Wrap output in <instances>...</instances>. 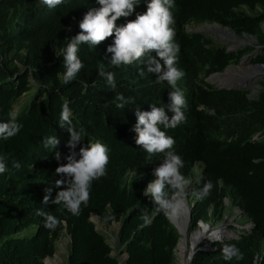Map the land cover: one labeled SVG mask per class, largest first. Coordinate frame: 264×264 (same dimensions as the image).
I'll return each mask as SVG.
<instances>
[{
  "label": "trees",
  "instance_id": "1",
  "mask_svg": "<svg viewBox=\"0 0 264 264\" xmlns=\"http://www.w3.org/2000/svg\"><path fill=\"white\" fill-rule=\"evenodd\" d=\"M176 40L180 44L178 67L185 76L178 82L188 102L186 122L167 129L174 137L175 151L184 160L181 171L191 176L194 166H203L201 182L211 181V195L194 200L190 209V227L199 220H211L225 209L224 197L234 194L232 204L240 205L255 227L238 238H225L214 250H199L189 264H254V256L264 247V80L259 81L256 95L247 90L218 88L205 81L253 51L245 47L229 51L201 33L189 32L190 24L217 23L237 36L254 37L260 51L254 63H264V0H175ZM96 6L95 0H68L49 10L40 0H0V119L16 113L23 124L20 133L7 142L0 141V155L19 159L17 171L7 161L9 172L0 176V264H43L55 252V242L65 228L69 236L67 264H119V255L127 254L125 264H174V248L179 233L155 204L142 195L153 179L151 173L159 157L146 159L147 153L135 144V111L150 110L151 103H168L172 89L165 83H154L155 76L139 74L138 65L112 67L105 60V48L111 37L90 50L82 46L79 55L84 62L77 78L64 85L58 73L63 71V57L55 50L74 36L84 13ZM145 5L136 9L145 11ZM127 19H135V15ZM124 18L117 21L123 23ZM55 44V47H53ZM24 65L19 72L13 63ZM103 64L116 74V88L98 77ZM141 68L146 66L141 64ZM17 111L14 107L30 92ZM123 93L134 103L117 109L114 97ZM43 98V99H42ZM67 99L73 113V124L86 130L87 140H100L109 149L108 174L93 182L88 205L79 216H72L51 203L55 188V152L61 161L68 153L69 133L59 126L61 104ZM172 113H169L171 116ZM56 134L60 143L49 152L42 146L43 136ZM257 137V139L254 138ZM79 147V146H78ZM78 150V149H77ZM53 192L47 204L42 203L44 189ZM58 216L65 223L55 230L43 226L36 209ZM97 215L108 224L119 223L117 254L90 220ZM151 223L142 226V215ZM236 244L244 257L224 261L222 244ZM264 251V250H263ZM259 264H264V253Z\"/></svg>",
  "mask_w": 264,
  "mask_h": 264
},
{
  "label": "clouds",
  "instance_id": "2",
  "mask_svg": "<svg viewBox=\"0 0 264 264\" xmlns=\"http://www.w3.org/2000/svg\"><path fill=\"white\" fill-rule=\"evenodd\" d=\"M67 3L68 0H40V4L49 10ZM141 3L145 5L146 10L138 12L136 9ZM95 5L90 7L79 20V31L74 36L65 38L66 43L55 50L58 57H63V71L58 73L59 79L64 85L70 84L84 68V62L79 55L82 46L87 45L90 50H95L97 45L111 37V42L105 48V60L110 66L119 68L122 65H138L141 76L145 73L154 75L155 84L166 83L172 89L168 93V103L159 105L151 103L150 110H140L137 107L136 123L131 130L135 133V144L147 153L146 159L151 161L153 156H157L160 161L153 169L151 173L153 179L143 189L142 195L153 201L157 214L163 215L174 225L180 238V231L174 221L182 210L187 211V206L190 218L192 202L208 198L214 185L211 181L201 182L203 166L200 163L194 166L193 170H196V173L194 172L191 176H186L181 171L185 166L184 160L175 151L174 137L166 131L175 129L186 122L185 112L188 109L184 90L178 85V82L185 76V72L178 67L180 44L176 40V21L173 11L176 2L175 0H95ZM259 11H264V9H259ZM133 15L135 19H127ZM121 18H124V22L117 24ZM261 27L264 28V23ZM141 64L146 67L141 68ZM97 71V76L103 78L108 86L112 89L116 88V74L113 71L106 70L103 64L98 67ZM218 74V72L213 73V75ZM113 102L117 109L124 110L126 106L134 103V100L123 93H117ZM169 113L172 115L169 116ZM72 117L69 101L65 99L61 104L57 123L61 128H66L69 133V139L66 142L68 153L63 157L65 162H60L61 153L58 150L55 152L58 166L54 173L60 178L55 179L54 186L58 191L51 199V203L72 216H79L82 206L88 205L93 182L108 174L110 149L98 139L87 140L84 144L86 130L83 126H75ZM22 127L23 124L19 121L18 115L9 112L8 119H0V141L7 142L17 136ZM254 138L257 139L255 136ZM59 143L57 135L54 134L43 136L41 144L45 150L51 152L57 148ZM9 160L11 168L17 171L22 168L19 159H12L10 155H0V176L9 172L7 164ZM199 165L200 171L197 169ZM52 192V187L44 189L42 203L49 202ZM185 194L186 196L191 194L194 199L185 202ZM230 200L229 196L223 198L225 209L220 216H216V219H213L214 209L211 207L209 211L211 220L197 222L200 230L196 238L197 242L209 233V226L204 222L211 221L217 224L226 209L231 211L233 207H238L242 217L246 218L242 207L232 204ZM35 214L43 217V226L48 230H55L65 223L58 216L45 212L42 208L36 209ZM142 220V226L151 223V218L146 214L142 215ZM248 221L252 220L246 218V222ZM189 229L191 230V227ZM196 243H193L192 255H194ZM263 253L262 250L255 256L258 255L261 259ZM221 255L224 261L233 259L240 261L244 257L240 248L230 243L222 244Z\"/></svg>",
  "mask_w": 264,
  "mask_h": 264
},
{
  "label": "rangeland",
  "instance_id": "3",
  "mask_svg": "<svg viewBox=\"0 0 264 264\" xmlns=\"http://www.w3.org/2000/svg\"><path fill=\"white\" fill-rule=\"evenodd\" d=\"M264 23V22H263ZM187 31L189 32H197L201 33L206 37L211 38L214 44L226 47L229 51H238L245 47H253L255 48L253 51L247 53L245 57H243L238 64L231 63L229 64L223 71L218 72L219 74H225L227 72H231L235 74V79L230 78L226 83L220 84L215 77V75L211 74L205 81L209 84L217 86L219 88H231V89H243L249 92V95H256L260 89L259 81L264 80V68H257L256 65L264 64V63H254L251 61L252 57L255 56L256 53L260 51V46L257 45V42L254 37L251 36H236L232 33L228 28H224L217 24L211 23H202V24H190L186 26ZM264 32V28H262ZM55 47V44H53ZM13 63L18 65L19 72H23L24 65L17 58H13ZM218 74V75H219ZM232 79V80H231ZM34 90L27 92L24 96L21 97L20 103L14 107V110L17 111L24 101L25 97L29 95ZM199 171L201 170L200 165L197 168ZM198 171V172H199ZM196 173V170H193L192 175ZM196 187V186H195ZM185 202H189L193 200L191 194H185ZM229 198L232 200L234 198V194L230 192ZM189 199V200H188ZM231 211L226 209L223 213L220 221L214 226L220 229H224L226 227L232 226L237 222V225H244L246 223V218L242 217L240 213V208H235ZM242 217V218H241ZM90 220L94 223L95 228L99 231L104 237L106 242L112 247V254L115 255L119 251L117 250V233L119 229L118 222H112L108 224L107 222L101 220L97 215L92 214L90 216ZM209 223V222H208ZM209 227H213L208 224ZM190 227H188L189 229ZM192 231V230H191ZM194 233V231L192 232ZM181 236V235H180ZM188 236V235H187ZM190 236V235H189ZM180 241V238L178 242ZM69 244L70 239L68 234L66 233L65 228L61 229V234L59 238L55 242V252L52 256L47 257L49 260L54 262V264H67V256L69 252ZM186 244H190L189 237H187ZM264 250V247L262 248ZM45 258L43 264H45ZM127 258L126 253H121L119 255V264H125V260Z\"/></svg>",
  "mask_w": 264,
  "mask_h": 264
},
{
  "label": "built area",
  "instance_id": "4",
  "mask_svg": "<svg viewBox=\"0 0 264 264\" xmlns=\"http://www.w3.org/2000/svg\"><path fill=\"white\" fill-rule=\"evenodd\" d=\"M188 211H189V209L187 206L186 237H189L190 244L189 245L186 244V241H187V238H186L183 246H181L180 245L181 237H180V241L177 243L176 247L173 250V252H174L173 253L174 254V264H189L199 250H214V249L218 248L219 244L222 242L223 239H225V238H238L245 231L252 229L255 225L252 221H248L243 226H240V225H237V223H234L230 227L220 229V228L215 227L214 226L215 224L213 222L209 221L210 225H212L213 227H211V228L209 227L208 235L206 234L198 242L196 241V239H194V241H192L194 236H199L200 230H199L198 223L194 228L191 229L192 231L190 229H188V227L190 226V218L188 216ZM199 221H202V220H199ZM209 223L204 222V224H206V225H208ZM193 231H194V233H192ZM193 243H196V248L194 249V255H192ZM259 259H260V257L258 255L255 256L254 264H259Z\"/></svg>",
  "mask_w": 264,
  "mask_h": 264
},
{
  "label": "bare ground",
  "instance_id": "5",
  "mask_svg": "<svg viewBox=\"0 0 264 264\" xmlns=\"http://www.w3.org/2000/svg\"><path fill=\"white\" fill-rule=\"evenodd\" d=\"M218 82L220 84L222 83H226L227 81L230 80V78L235 79V74L231 73V72H227L225 74H219V75H215V77ZM231 79V80H232ZM174 223L176 224L177 228L180 231L181 234V242L180 245L183 246L185 240H186V231H187V211L182 210L181 213L179 214L178 218L174 221ZM197 236L193 237V240L196 239ZM45 264H54V262H52L51 260H49L48 258L45 260Z\"/></svg>",
  "mask_w": 264,
  "mask_h": 264
},
{
  "label": "water",
  "instance_id": "6",
  "mask_svg": "<svg viewBox=\"0 0 264 264\" xmlns=\"http://www.w3.org/2000/svg\"><path fill=\"white\" fill-rule=\"evenodd\" d=\"M233 33V32H232ZM235 35V34H234ZM257 68H264V64H260V65H256ZM228 89H230L229 87H227ZM127 259V258H126Z\"/></svg>",
  "mask_w": 264,
  "mask_h": 264
}]
</instances>
